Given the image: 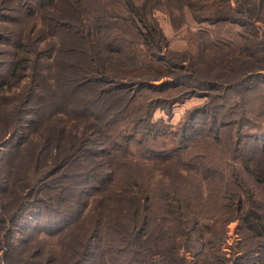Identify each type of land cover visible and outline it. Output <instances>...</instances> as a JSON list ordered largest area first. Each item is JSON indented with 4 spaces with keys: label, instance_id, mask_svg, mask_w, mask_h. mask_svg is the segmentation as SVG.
<instances>
[{
    "label": "trees",
    "instance_id": "obj_1",
    "mask_svg": "<svg viewBox=\"0 0 264 264\" xmlns=\"http://www.w3.org/2000/svg\"><path fill=\"white\" fill-rule=\"evenodd\" d=\"M155 11L248 29L237 52L198 32L224 68L197 69ZM258 26L264 0H0V264H264V127L243 100L264 86ZM198 94L176 132L154 119Z\"/></svg>",
    "mask_w": 264,
    "mask_h": 264
},
{
    "label": "rangeland",
    "instance_id": "obj_2",
    "mask_svg": "<svg viewBox=\"0 0 264 264\" xmlns=\"http://www.w3.org/2000/svg\"><path fill=\"white\" fill-rule=\"evenodd\" d=\"M154 17L157 19L160 27L163 30V33L168 39L169 51L182 60H186L183 63H186L188 59H192L194 62H196L195 67L197 69L201 68L209 70L214 68V71H220L224 68V62L219 63L216 59H212L211 56L213 54L201 47V43L198 39V32L208 33V35L213 37V39L219 43V46L223 50L230 48L231 50L237 52L242 43V39L238 33H242L245 29H248V26L240 27L229 23H220L217 25H209L207 23L195 24L192 22L190 16L187 13L184 14L183 18L175 16L172 19L163 12L155 11ZM258 28L260 29L259 38L264 40V28L259 26ZM136 50L139 60L143 64L144 71L147 72L148 75H166V70L163 65L157 63L147 56L145 47L138 46ZM152 83L157 84L158 82L155 81ZM258 88L263 89L259 90L258 92L257 89L253 90L251 92L252 95L249 98L243 99L247 102V108L248 111H250L244 117L249 119L251 124H257L258 120H262L264 127V114L259 116L257 113L259 112L261 114L264 110L258 109V103H256L259 100V94L262 97L264 96V86ZM230 97L231 99L228 100L229 103H232V101L237 98L235 94H231ZM206 101L207 97H201L200 94L187 97L184 100L173 104L170 107L169 114L163 110L157 109L154 113V119L161 118L164 123L169 125L168 127L170 128L169 130L171 132H176L183 120L186 119L187 112L199 109V107H202ZM201 120L204 123V116H198V118L193 122L192 126L188 128L187 132L189 135H192V132L194 131L195 135H199V129L200 131L204 129ZM201 141L202 140L200 139L198 143H196V148L198 147L201 151L205 152L213 151L210 146H206ZM164 143L168 144L169 142L164 141ZM196 148L194 150H196ZM226 236L227 237L223 251H225L226 255H230L232 251H236V248L241 240L239 227L237 226L236 222H231L228 224ZM188 259L190 261L191 257L188 256Z\"/></svg>",
    "mask_w": 264,
    "mask_h": 264
},
{
    "label": "water",
    "instance_id": "obj_3",
    "mask_svg": "<svg viewBox=\"0 0 264 264\" xmlns=\"http://www.w3.org/2000/svg\"><path fill=\"white\" fill-rule=\"evenodd\" d=\"M4 145V144H3ZM3 145L0 146V151L2 150Z\"/></svg>",
    "mask_w": 264,
    "mask_h": 264
}]
</instances>
